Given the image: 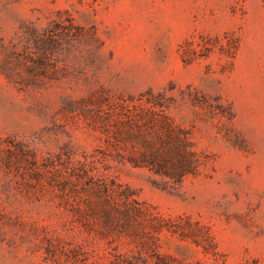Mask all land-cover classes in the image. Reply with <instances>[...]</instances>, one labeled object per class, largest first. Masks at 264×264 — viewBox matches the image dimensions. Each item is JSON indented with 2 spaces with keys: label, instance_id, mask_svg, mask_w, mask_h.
<instances>
[{
  "label": "rangeland",
  "instance_id": "374dc122",
  "mask_svg": "<svg viewBox=\"0 0 264 264\" xmlns=\"http://www.w3.org/2000/svg\"><path fill=\"white\" fill-rule=\"evenodd\" d=\"M152 90L191 128L206 169L173 192L108 170L166 220L171 264H264V0H0V264H109L107 242L30 175L33 158L102 144L98 96ZM59 239V240H57ZM153 241V240H152Z\"/></svg>",
  "mask_w": 264,
  "mask_h": 264
},
{
  "label": "trees",
  "instance_id": "16d2710c",
  "mask_svg": "<svg viewBox=\"0 0 264 264\" xmlns=\"http://www.w3.org/2000/svg\"><path fill=\"white\" fill-rule=\"evenodd\" d=\"M96 99L105 104L96 117L102 144L92 153L77 155L64 145L62 151L48 157L31 155L30 175L36 180L42 177L60 198V204L71 212V225L78 223L93 231L109 248L123 238L153 240L150 244L141 242L148 248L145 252H109V264H171L173 258L159 253L154 241L166 220L154 214L108 170L120 164L145 168L160 179L153 183L155 186L173 192L188 177L200 175L210 157L198 148L192 129L169 114L172 101L162 92L148 90L126 98L105 93Z\"/></svg>",
  "mask_w": 264,
  "mask_h": 264
}]
</instances>
